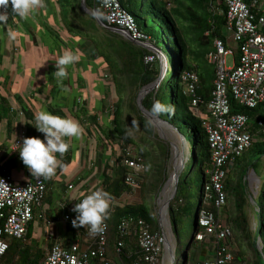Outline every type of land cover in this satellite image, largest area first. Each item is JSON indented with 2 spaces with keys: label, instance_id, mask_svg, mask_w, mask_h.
Returning a JSON list of instances; mask_svg holds the SVG:
<instances>
[{
  "label": "trees",
  "instance_id": "trees-1",
  "mask_svg": "<svg viewBox=\"0 0 264 264\" xmlns=\"http://www.w3.org/2000/svg\"><path fill=\"white\" fill-rule=\"evenodd\" d=\"M82 0H56L58 23L54 28H48L49 53L59 57L65 51H72L78 59L77 63L86 62L83 46L91 44V68L96 73L92 81H98L95 89L91 85L83 87L85 96L75 94L71 98L66 96L74 83H82L78 79L57 81L50 78L54 86L47 92L52 102L46 104V110L76 120L81 128L79 137H65L68 147L63 153H56L55 158L66 163H71L78 155V145L87 141H96L98 146L104 147L98 155L102 157L103 169L101 171V188L110 195L109 214L105 219L108 225L107 243L104 258L114 264H144L143 254L139 249L135 236H121L118 223L122 219L141 220L151 232L159 230L158 217L150 211L147 204H131L120 206L118 201L124 194H130L131 188L125 180L127 168L121 165L122 155H125L128 146H136V156L144 166V172L152 176L151 183L154 189L158 182L166 180L164 165L169 158V146L154 132L152 122L144 116L137 102V93L157 82L160 68L157 60L145 63V57L152 55L146 50L122 35L105 29L98 24L97 19L84 11L80 6ZM123 11L130 17L138 32L145 37L143 41L153 45L166 57L169 68L165 77L142 101L145 111L157 117L161 122L174 129L184 140L188 147V158L179 177L177 191L168 205V218L171 231L175 240L182 241V225L189 221L196 198V212L190 226V237L182 243V257L179 264H203L207 253L199 247L196 234L201 231L198 225V215L201 210L215 211V194L206 195L205 187L209 184V170L211 169V149L208 143L204 122L210 120L204 106L194 107L188 95L187 86L183 83L181 75L184 72H195L199 77L197 94L209 100L213 90L215 73L207 61V54L212 48L213 40L223 37L226 25V7L224 0H118ZM85 7L91 12H97L99 19L106 24L101 15L99 0H84ZM2 30H9V25L0 24ZM111 27V26H110ZM48 48V47H47ZM82 56V58H81ZM81 58L82 60H79ZM235 56V61H236ZM4 55L0 47V124H5L7 136L11 139L14 134L16 139L21 132H26L27 137L39 136L32 125L35 123L34 113L41 110L39 97L43 95L42 89L30 94L14 93L8 85V68H3ZM87 61V62H88ZM81 65V64H80ZM52 72L55 70L51 68ZM64 77L71 78L75 72L72 65L65 66ZM108 74V75H107ZM7 77V78H6ZM134 88V90H133ZM108 98L112 99V106H108ZM126 98L128 103L126 104ZM153 100H159L171 105L170 112L153 114L150 107ZM126 104V105H125ZM126 106V111L125 107ZM230 107L233 114H246L251 119V130L257 133V120L264 119L259 109H249L240 106L230 98ZM195 111L197 114H195ZM107 115V116H105ZM129 120V121H128ZM135 125H132V121ZM128 121V122H127ZM131 125V128H130ZM135 131H140L144 146L136 144ZM233 163L225 180L223 191L226 205L232 204L233 214L228 218L227 224L231 228L229 242L234 239L235 261L231 264H264V178L258 197L250 201L248 192L247 174L254 170L255 174L264 173V135ZM1 150H7L6 144L0 145ZM17 151V150H16ZM253 155H257L254 159ZM113 156L116 158L113 160ZM6 159L2 160V162ZM91 164H95L94 160ZM14 163V161H12ZM11 163V164H12ZM17 164V163H16ZM25 166V165H24ZM10 173V171L6 168ZM264 175V174H263ZM142 176L138 182L137 190L145 188ZM46 192L44 198L35 204L34 218L27 228L25 238L12 240L10 248L3 258L4 264H36L44 255L46 244L51 246L60 239L47 240L41 247L38 239L32 245L33 222L40 215L41 220L47 223L56 222L62 210H66L71 200L66 198L69 187L77 183L55 180L54 174L44 178ZM196 188V195L192 189ZM60 199L56 201L54 195ZM74 204V203H73ZM75 213H71L69 221ZM250 217L257 221L254 231L250 228ZM73 226V224H72ZM75 234L64 242L70 248L77 238L86 236L87 228L75 227ZM68 229V228H67ZM78 235V236H77ZM246 238L250 247L256 254V260L250 263L241 238ZM257 239L261 243L260 252L257 249ZM120 244V245H119ZM112 250L114 259L109 255ZM96 261L95 258L91 262Z\"/></svg>",
  "mask_w": 264,
  "mask_h": 264
},
{
  "label": "built area",
  "instance_id": "built-area-1",
  "mask_svg": "<svg viewBox=\"0 0 264 264\" xmlns=\"http://www.w3.org/2000/svg\"><path fill=\"white\" fill-rule=\"evenodd\" d=\"M99 4L107 26L119 30L120 35L128 40L148 44L143 41L145 37L136 30L118 0H99ZM224 4L226 25L223 37L213 40L212 48L207 54V61L215 73L209 100L197 94V73L184 72L181 75L191 97L192 106H204L210 116V120L204 122L212 154L209 184L205 187V193L215 194V211L204 209L198 215L201 231L196 234V241L207 253L203 264H231L235 261V249L229 242L231 228L219 217L221 210L226 206L224 183L236 158L257 142L259 135H264V119L257 120L258 130L254 135L250 117L241 113L233 114L230 107V98H233L240 106L259 109L264 116V0H224ZM94 13L98 15L97 12ZM10 22L9 10L8 19L1 24L7 26ZM235 46L234 65L226 67V58ZM154 61L153 55L145 57V63ZM24 137H27V134L23 131L15 141L14 150ZM119 163L127 168L125 180L131 188V193H135L140 176L144 173V166L130 150H126ZM69 189H72V186ZM45 192L46 183L43 177H32L17 184L6 169L0 174V264H4L3 258L10 248L11 241L25 238L28 225L34 218V206L44 198ZM72 207L73 205L68 206L67 214L64 215L65 221L74 213L71 211ZM166 207L167 205L165 213ZM164 219L161 210L158 219L159 230L156 232H151L149 226L141 220L122 219L118 223L121 236L132 235L137 238L144 264L158 263L167 242ZM107 231L108 225L104 220L103 231L97 233L91 243L76 240L70 248L58 242L51 246L46 244L44 255L36 264H114L104 258ZM48 240H54L52 235ZM175 247L174 240L172 264H177ZM92 258L96 261L91 262Z\"/></svg>",
  "mask_w": 264,
  "mask_h": 264
},
{
  "label": "rangeland",
  "instance_id": "rangeland-1",
  "mask_svg": "<svg viewBox=\"0 0 264 264\" xmlns=\"http://www.w3.org/2000/svg\"><path fill=\"white\" fill-rule=\"evenodd\" d=\"M48 12L45 14L46 17L42 18L43 21L42 23H40L38 25V27H40V31L46 30V33H49L48 28H54L53 26L50 27V19L51 18V13L55 12V8H56V0H49L48 5ZM54 18L59 19V17H57L56 13H54ZM44 33V32H41ZM49 37V34H48ZM3 37H1V33H0V47L5 48L4 43L1 42V39ZM88 47V45H86ZM41 49V53L42 55L44 54V60H43V69H40V71H38V73L36 72L37 70H31L30 72L27 71V73H21L20 77H18V79H16V82L14 83L13 80V84L10 81V84L13 88L18 89V86L16 84H19V88L20 90L22 88H25L23 86H21L22 81H25L26 85H30V87H27V89L29 88H42V89H48V87H52V85L54 84L53 82H50V78H52V66H49L48 64L51 62L50 60H52L50 57L45 56V51L43 46L40 47ZM233 52L230 53L227 58H226V67H231L234 65V55L236 54V46L232 47ZM91 51H92V47H91ZM84 52V51H83ZM49 53V51H48ZM85 54V58L86 62H82V64L80 65V63L77 62H73L71 63L72 68L75 69V73L71 75V78H66L64 77L63 79H57V81H66V79L71 80L73 83V79L76 80L78 79L80 82L82 83H74L71 86V89L69 92L66 93V96L71 98V96L75 95V94H79L81 96H85L86 92L82 89L83 87H87V85H91L96 89L97 83L100 80V78L97 76V82L96 81H92L94 76L96 75V73H94V71L91 68V64L88 60H90L89 56L84 52ZM56 55V54H55ZM51 54L52 58H56V56ZM31 56V55H30ZM88 61V62H87ZM13 67H17L19 66L20 69L23 68L25 69V65L21 64L19 61L15 62L14 64H12ZM160 65V64H159ZM73 70V69H72ZM98 74V73H97ZM108 75V74H107ZM158 86V85H157ZM156 86V87H157ZM22 87V88H21ZM26 89V90H27ZM143 88H141L138 93H137V97L139 95V93L142 91ZM23 90V89H22ZM134 90V88H133ZM152 91V90H151ZM40 101L41 100H46V99H51V97L47 96V93H43L42 96L39 97ZM128 103V99L126 98V104ZM125 104V105H126ZM108 106L111 107L112 106V99L108 98ZM44 110H46L47 108H45L46 106H41ZM125 111L126 106L124 107ZM195 114H197V112L195 111ZM107 116V115H105ZM129 121V120H128ZM127 121V122H128ZM154 126V132L156 135H158L168 146H169V158L166 161L164 168H165V176H166V180L164 182H158L157 185L155 186V188L153 189L151 186L152 183V176H149L146 174V172L143 173L142 176V182L145 183V188H141L139 190H137L135 193H130V194H124L122 196V199L120 201H118V205L120 206H125V205H137V204H147L150 211L153 212L158 219L160 218V213L162 210V214H164L165 212V206H166V202L168 201V199L170 198V196L172 195V191H173V186L172 184L170 185L168 180L170 179V177L172 176L173 172H174V166L176 167V170L179 171V169L182 166V163L187 162V158H188V147L186 145V143L184 142V140L182 139V137L171 127H169L167 124L161 122V121H155L154 123H152ZM131 128V125H130ZM141 133L140 131H135L133 133V131H131L132 136H134V140L136 142V144H139L141 146H144L143 144V139H141ZM16 141V136L13 134L11 136V139L8 138L7 136V132L5 130V124L1 123L0 124V145L1 144H6L7 146V150H1L0 149V162H1V158L5 157L9 160H13L16 155L18 154V151L14 150V144ZM91 141V146H87L86 142L87 141H83L81 144L78 145V155H75L74 160L71 164L65 165L67 167V170H64L63 172H61V180H66L68 182H72V183H77V181L80 178H83V181L80 182L79 184H77L75 186V191L72 193L76 195H79V197H82L86 194H88L90 191L95 190L96 186L92 183V179L90 178V169H92V164L90 163L89 159L94 160V163L96 164V161L100 160V156L98 155L99 151L103 152L104 147L98 146V150H97V145H96V141L93 140H89ZM261 148H264L263 146H261ZM127 150H130V152L134 155H136V146H128ZM254 159L257 158V155H253ZM116 157L113 156V160ZM61 160H57L56 159V169H58L59 165L61 164L60 162ZM101 161V160H100ZM93 162V161H92ZM102 162V161H101ZM23 167L27 168L26 166L23 165ZM253 170L249 171L247 174V182H248V192H249V198L251 202H254V200L258 197L259 194V190H260V186H261V179L264 178V173L261 171L259 175L257 174H253L252 172ZM90 173V175H89ZM99 179L101 180V175H98ZM54 179L58 180L59 176L56 174L54 175ZM85 185L88 187L86 188ZM193 194L196 195V188L192 189ZM54 199L56 201H59L60 197L55 194L54 195ZM161 200V201H159ZM167 212L164 214V224L166 225L165 230H166V234H167V242L166 245L164 246L163 251L160 254L159 260L157 264H172V245L174 243V236L172 234L170 225H169V218H168V205L166 207ZM196 212V198L194 196V207L192 209V216L191 219L187 222H185L184 225H182V234H181V238L182 241L178 242V240L176 241V247H175V251H174V255H175V262L177 264H179L181 262V248H182V243L184 240L188 239L190 237V226H191V222L193 219V216ZM233 214V208H232V204L228 203L225 208H223L219 214V217L221 219V221H223L224 223H227L228 218ZM61 215H64V213H62ZM40 215L37 214V218L36 220L33 222V227H32V235H33V239L32 245H35V240L38 239V241L41 243V247L44 248L43 244H46V241L48 240V234H46L45 232L49 233V223H47L45 220H41ZM68 225L72 226V223H69ZM67 224L64 222H57V228H58V232L61 235V239L63 240V242H66L68 239H70L72 237V234L70 231H67L66 229ZM257 226V221L254 220L252 217H250V228L252 231L255 230ZM240 243H243L244 245V249L246 250L247 253V257L250 263H253L256 260V254L255 252L252 250V248L250 247V242L246 239V238H241ZM231 245L234 247V249H236V245H235V241L234 239L231 240ZM256 246L258 251L260 252L261 250V243L259 242V240L257 239L256 242ZM199 247H201L203 249L202 246L199 245ZM236 256V253H235Z\"/></svg>",
  "mask_w": 264,
  "mask_h": 264
},
{
  "label": "clouds",
  "instance_id": "clouds-1",
  "mask_svg": "<svg viewBox=\"0 0 264 264\" xmlns=\"http://www.w3.org/2000/svg\"><path fill=\"white\" fill-rule=\"evenodd\" d=\"M38 3L39 0H0V23L8 19L9 10L13 15L24 18L38 6ZM77 59L78 57L72 51H63L54 61L53 77L58 80L63 79L65 66ZM170 111L171 105L159 100L152 101L151 113L159 114ZM33 119L35 123L32 125L43 134V137H24L16 150L32 177L47 178L53 174L56 168L55 154L63 153L68 147L64 138L79 137L81 128L76 120L59 116L47 110L34 113ZM132 125H135L134 120ZM109 200V193L102 188H97L84 195L71 209L75 213V217L72 219L73 226L87 225V232L90 236L102 232L103 221L109 214Z\"/></svg>",
  "mask_w": 264,
  "mask_h": 264
},
{
  "label": "crops",
  "instance_id": "crops-1",
  "mask_svg": "<svg viewBox=\"0 0 264 264\" xmlns=\"http://www.w3.org/2000/svg\"><path fill=\"white\" fill-rule=\"evenodd\" d=\"M49 0H39L38 6L26 17L24 18H20L19 16H15L11 13V22H10V29L9 30H2L1 26H0V33H1V37H3L1 39V42L4 43L5 48L1 47V51H3V55H4V60H3V68H8V73L6 74V76H9V82L8 85L10 86V89L12 92L14 93H25V94H30L31 92H36L37 89H42V88H29L27 89V87H30V85H26L25 81H22L21 86L25 87L22 88L20 90L19 88V84H16L18 86V89H15L11 86L10 81L13 84V80L14 83L16 82V79H18V77H20L21 73H27V71H33V70H37L36 72L38 73V71H40V69H43V60H44V54L42 55L41 53V49L40 47L43 46L44 51H45V56L48 55V57H50L52 60H50L51 62L48 64L49 66H52V68H54V61L57 58H52L51 54L48 53L49 51V45L50 43L47 45L48 43V33H46V30L40 31V27H38V25L40 23H42L44 17H46V13L48 12V5ZM57 12V8H55V12L51 13V18L47 19L50 20V25L54 26V23H58V19L54 18V13ZM57 14V13H56ZM1 24V23H0ZM44 32V33H41ZM11 33V35H9ZM50 42V41H49ZM88 45V47L86 46ZM48 47V48H47ZM91 44L87 43L83 46V51L90 56L91 53ZM31 55V56H30ZM82 58V56H81ZM81 58H79V60H82ZM19 61L21 64L25 65V69L21 68L19 66H17L16 68L13 67L12 64H14L15 62ZM84 63V62H83ZM80 64H82V61L80 62ZM75 72V69L72 68ZM31 71V72H32ZM65 74H69V72H65ZM6 77V78H7ZM54 86V84L52 85V87ZM51 86L48 87V89H42L43 92L47 93L50 88H52ZM27 89V90H26ZM45 102V104H41V106H46L47 103H51L52 100L51 99H46V100H42ZM40 106V107H41ZM46 108V107H45ZM41 110H44L41 107ZM6 159V161L2 162V160ZM74 160V159H73ZM72 160V162H73ZM100 160L102 161V157H100ZM96 161V164H92V169H90V178L92 179V183L96 186L95 188H101L100 185V179L98 177V175L101 174V171L103 169V161ZM12 161H14V163H12ZM61 164L59 165L58 169H54L53 174L56 176H59L58 180H61V172H63L64 170H67V167L65 165H68V163L63 162L62 160L60 161ZM71 162V163H72ZM12 163V164H11ZM17 163V164H16ZM69 163V164H71ZM23 163L21 161V159L19 158V153L16 155V157L13 160H9L5 157L1 158V162H0V174L7 168L10 171V174L13 178V181L17 184L28 181L29 179L32 178L30 172L28 171L27 168L23 167ZM83 179V178H82ZM66 181V180H64ZM68 182V181H66ZM75 186L72 189H69L66 192V198L71 200V204L70 205H74L79 199H81L82 197H79V195H76L74 193H72V191H75ZM86 188H88L85 185ZM122 199V198H121ZM120 199V200H121ZM119 200V201H120ZM74 203V204H73ZM62 213L67 214L66 210H62ZM64 215H59L58 219L56 222H52L49 223V230L50 232L46 234H48V237L52 235L53 239H60L61 243L64 244L63 240L61 239V235L58 232V228H57V222H64L67 224L66 229L67 231H70L71 234H75L76 236V231L74 230L73 226L68 225L69 223H71L69 220L65 221L64 220ZM85 228H87V225H84ZM78 236V235H77ZM94 236H90L88 233L86 234V236H81L79 238H77V240H81L83 243H91L93 240ZM65 245V244H64ZM63 245V246H64ZM65 247V246H64ZM109 255L112 256L111 258L114 259V255L112 253V250L109 251Z\"/></svg>",
  "mask_w": 264,
  "mask_h": 264
},
{
  "label": "water",
  "instance_id": "water-1",
  "mask_svg": "<svg viewBox=\"0 0 264 264\" xmlns=\"http://www.w3.org/2000/svg\"><path fill=\"white\" fill-rule=\"evenodd\" d=\"M80 6H82L84 8V11L88 14H91L93 15L97 21H98V24L102 27H104L105 29H108V30H111L113 32H116L118 34H120V31L115 29V28H112V27H109L107 26L106 24H104L100 19L99 17L94 13V12H91L89 11L86 7H85V4H84V0L81 1L80 3ZM137 30V28H136ZM138 31V30H137ZM131 41L132 43L146 49V50H149V52H151V54L155 57V59L157 60V63L159 65V68H160V76H159V79L157 80V82H155L154 84H151L150 86H147L145 88L142 89V91L139 93L138 95V98H137V102H138V105L140 107V109L142 110L144 116H146L152 123H154L155 121H160L157 117H155L154 115L150 114L149 112L145 111L142 107V101H143V98L151 91L153 90L157 85L159 86V84L161 83V81L163 80V78L165 77V74L166 72L168 71V68H169V64H168V61L166 59V57L161 53V51H159L158 49H156L153 45H150L149 43L148 44H142L140 42H137V41H133V40H129ZM185 167V163H182V166L180 168L179 171L176 170V167L174 166V181L172 183V186H173V191H172V195L170 196V198L168 199V201L166 202V205H169V202L171 201V199L174 197V195L176 194V191H177V186H178V181H179V177L183 171ZM253 174L255 173V171L253 170L252 171ZM170 180V179H169ZM168 180V182H169Z\"/></svg>",
  "mask_w": 264,
  "mask_h": 264
},
{
  "label": "bare ground",
  "instance_id": "bare-ground-1",
  "mask_svg": "<svg viewBox=\"0 0 264 264\" xmlns=\"http://www.w3.org/2000/svg\"><path fill=\"white\" fill-rule=\"evenodd\" d=\"M173 181H174V172H173L172 176L170 177L169 184L171 185L173 183ZM164 214H165V212H164Z\"/></svg>",
  "mask_w": 264,
  "mask_h": 264
}]
</instances>
